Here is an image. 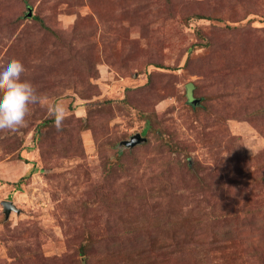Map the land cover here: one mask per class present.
Segmentation results:
<instances>
[{
  "label": "rangeland",
  "instance_id": "374dc122",
  "mask_svg": "<svg viewBox=\"0 0 264 264\" xmlns=\"http://www.w3.org/2000/svg\"><path fill=\"white\" fill-rule=\"evenodd\" d=\"M13 59L0 264H264V0H0Z\"/></svg>",
  "mask_w": 264,
  "mask_h": 264
},
{
  "label": "clouds",
  "instance_id": "9594fccd",
  "mask_svg": "<svg viewBox=\"0 0 264 264\" xmlns=\"http://www.w3.org/2000/svg\"><path fill=\"white\" fill-rule=\"evenodd\" d=\"M25 65L13 59L0 70V131L17 132L27 127L30 105L42 102L36 87L22 79ZM48 114L54 119V126L62 130L68 119V110L63 103L52 104Z\"/></svg>",
  "mask_w": 264,
  "mask_h": 264
},
{
  "label": "water",
  "instance_id": "95a60500",
  "mask_svg": "<svg viewBox=\"0 0 264 264\" xmlns=\"http://www.w3.org/2000/svg\"><path fill=\"white\" fill-rule=\"evenodd\" d=\"M27 12L25 13L26 18H30L32 16V8L31 6L27 5L26 6ZM190 104L192 106H196L199 103V99L197 98H191L189 100ZM145 141V138L141 137L139 133H136L132 135L128 140L122 141L118 147H125V148H132L135 145L142 143ZM11 211L18 212L17 208L11 203V202H6L3 205V213L5 215V218H8L9 214Z\"/></svg>",
  "mask_w": 264,
  "mask_h": 264
},
{
  "label": "trees",
  "instance_id": "16d2710c",
  "mask_svg": "<svg viewBox=\"0 0 264 264\" xmlns=\"http://www.w3.org/2000/svg\"><path fill=\"white\" fill-rule=\"evenodd\" d=\"M35 18H37V17H35ZM196 18L202 19V18H204V17H202V16H200V15H197ZM156 66H160V65H156ZM84 250H85V249H84V247H83V249H82L83 252L81 251L82 254H84ZM80 263L83 264L82 262H80Z\"/></svg>",
  "mask_w": 264,
  "mask_h": 264
}]
</instances>
